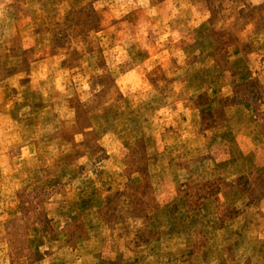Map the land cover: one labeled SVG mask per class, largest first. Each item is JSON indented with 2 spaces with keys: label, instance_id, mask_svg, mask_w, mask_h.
<instances>
[{
  "label": "rangeland",
  "instance_id": "obj_1",
  "mask_svg": "<svg viewBox=\"0 0 264 264\" xmlns=\"http://www.w3.org/2000/svg\"><path fill=\"white\" fill-rule=\"evenodd\" d=\"M159 1L0 0V264H264V0Z\"/></svg>",
  "mask_w": 264,
  "mask_h": 264
},
{
  "label": "crops",
  "instance_id": "obj_2",
  "mask_svg": "<svg viewBox=\"0 0 264 264\" xmlns=\"http://www.w3.org/2000/svg\"><path fill=\"white\" fill-rule=\"evenodd\" d=\"M180 1V2H179ZM180 3V4H179ZM155 9L152 10V12L155 14L152 18L156 19L155 26L152 27V31L149 30V26L147 25H139L135 24L132 19H130V23L127 26H118L115 25V44L118 43V36H117V29L119 28L120 32L123 31H129L130 33H133V35H130L129 40V47H134V42L136 41V38H139L141 41L146 43L147 45V33L154 32L157 33L158 38L161 40H166L170 43H174L175 39L174 36L171 39V35H178V34H184L188 31L192 30L196 27L200 28L201 25L204 23V21L211 20L212 24H214V19H211V14L209 10L201 4H195L193 3V0H160L158 4L153 5ZM230 9H225V11ZM234 11V10H233ZM151 13V11L149 12ZM200 26V27H199ZM218 28V26H217ZM220 29H227L235 34V38L237 43L240 46H246L247 42L249 41V38H243L239 33H237L234 30V26L231 24H226V26H223ZM134 32L145 34L143 37H138V34L135 36ZM170 38V40L168 39ZM264 51V49H263ZM137 53V52H136ZM164 53V51H160L157 53H153L150 55V57H146V59L155 57V56H161ZM135 53L131 52L130 57H132ZM182 55V50L174 49V51H171L170 55ZM257 56L259 62L264 61V56L262 51H257ZM144 60V61H145ZM143 61H140L139 63H142ZM138 63V64H139ZM189 63V62H188ZM192 63H189V67ZM195 69V68H193ZM230 83L229 77L227 75H218L215 77L213 82L208 88V92L210 95L215 97H223L227 96L230 93V89L228 88Z\"/></svg>",
  "mask_w": 264,
  "mask_h": 264
},
{
  "label": "clouds",
  "instance_id": "obj_3",
  "mask_svg": "<svg viewBox=\"0 0 264 264\" xmlns=\"http://www.w3.org/2000/svg\"><path fill=\"white\" fill-rule=\"evenodd\" d=\"M85 87H87V85H85Z\"/></svg>",
  "mask_w": 264,
  "mask_h": 264
}]
</instances>
